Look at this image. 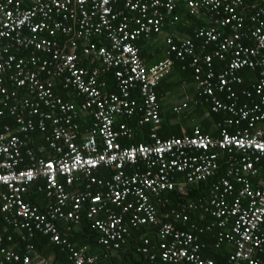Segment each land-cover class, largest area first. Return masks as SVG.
Segmentation results:
<instances>
[{
    "label": "built area",
    "instance_id": "obj_1",
    "mask_svg": "<svg viewBox=\"0 0 264 264\" xmlns=\"http://www.w3.org/2000/svg\"><path fill=\"white\" fill-rule=\"evenodd\" d=\"M180 7L191 16L203 15L208 24L194 39L168 37L166 57L146 66L136 42L160 32L169 18V24L177 23ZM173 58H190L200 95L212 98L214 112L231 114L218 138L198 128L190 135L158 137L156 89L170 74ZM214 59L225 63L221 72L214 71ZM247 69L257 71L256 82L242 91L246 101L238 104L232 86L244 82L240 73ZM107 73L113 74L117 93L104 91L100 77ZM216 90L232 101L217 100ZM135 115L138 127L151 126L150 142L123 145L133 131L117 120ZM6 116L13 121L0 128V212L21 239L37 232L66 250L71 264H107L109 251L125 243L129 228L146 226L155 229L164 263L215 264L200 257L204 245L192 232L194 225L174 226L187 224L197 205L172 210L166 215L171 220L160 221L151 198L161 202L159 197L178 185L177 175L194 185L215 178L225 164V176L211 186L209 205L198 207L213 218L206 229H219L215 246L232 244L227 264L261 263L264 0H0V123ZM33 133L43 137L38 154L29 145ZM101 167L111 172L109 179L95 176ZM252 178H258L257 185ZM82 179L85 190H75ZM39 180L43 212L24 200L28 186ZM233 183L239 190L228 202ZM94 185L100 190L92 193ZM86 202L85 216L104 247L100 259L68 238ZM148 244L143 238L138 251L149 254ZM25 248L24 256L1 248L0 264H49L33 263V246Z\"/></svg>",
    "mask_w": 264,
    "mask_h": 264
},
{
    "label": "trees",
    "instance_id": "obj_2",
    "mask_svg": "<svg viewBox=\"0 0 264 264\" xmlns=\"http://www.w3.org/2000/svg\"><path fill=\"white\" fill-rule=\"evenodd\" d=\"M121 7L120 3L118 5ZM185 14H182V13ZM128 14V12H126ZM132 14V13H131ZM130 14V15H131ZM175 14L178 15L179 21L181 24L189 26L191 28V31L189 34L193 37L195 35V31L198 30V28L202 26H206L208 23L205 20V17L203 16H191L187 12L184 11L183 7H180L179 10L175 11ZM182 15V16H181ZM170 19V18H169ZM169 19L166 21L164 25H169ZM163 25V27H164ZM162 27V28H163ZM161 28V29H162ZM193 29H195L193 31ZM155 35V34H153ZM152 35V36H153ZM149 39L140 38L136 42V46H140L141 44H146ZM196 44L199 46L200 41L196 42ZM141 56V55H140ZM173 57V56H172ZM174 59V58H173ZM189 61L190 58H187L184 61L175 60L174 64L177 62L179 63L178 67L181 66L182 69L187 70L189 69L192 73L193 79L195 78L193 70L189 67ZM173 64V66H174ZM225 63L223 61H219L218 59L213 60V68L216 73L221 72L224 68ZM240 75L244 78V82L236 85L235 89L241 92L246 89L250 88L253 84L256 82L257 78V71L256 70H244L240 73ZM113 74L107 73L105 75H102L100 77V80L105 81V85L107 87V91L117 93V89L115 88L112 83ZM195 80V79H194ZM115 82V81H114ZM105 91V89H104ZM241 92L239 94H241ZM59 95L65 97V95L62 92H58ZM133 97H137V92H134L131 94ZM240 99L246 100L244 97H241ZM161 116V115H160ZM212 116V122L213 124L219 126V131H221L222 128H224V121L226 120V116L223 115V112L217 113V114H211ZM139 119V116L135 115V117H132L131 121H127L128 126L131 128H134V131L136 132V137L134 139L130 140L129 143H148L149 140V134L151 130V126L147 125L144 127L148 128V137L147 140H141L140 137L142 135L139 134L140 128H138L137 121ZM12 119L8 116L3 117L1 119L0 128L4 124H12ZM77 122L81 125V127H84L86 125V121L83 119H77ZM143 127V128H144ZM139 129V130H138ZM161 132L163 131V124L160 128ZM229 130V129H228ZM158 135L161 139H166L167 136H175V137H181L182 135L179 134H168L167 136H164L161 134ZM203 134L208 135V132L205 130L201 131ZM143 134V133H141ZM140 135V136H139ZM190 135V134H189ZM135 136V135H134ZM32 138V141H34V144L31 146L32 149L36 150L37 146L42 142L41 135L39 133H33L30 135ZM127 139H122L121 143L123 145H129ZM34 146V147H33ZM258 166H261V173L264 175V157L262 160L258 163ZM227 166L225 164H221L220 168L218 170V177L223 175V171H226ZM95 176L98 178L103 179H109L111 176V172H109L106 168H99L95 172ZM216 181V179H210L206 182L199 183V187L197 188H177L173 192L168 193L167 195H164L161 199V202H157L156 199H152L151 201L155 204L157 211H158V219L160 221H168L171 220L170 218H166V215L169 214L172 210H179L182 208V206H186L190 203H196L197 208L194 209L189 213V222L184 225H178L179 229L183 230H189L190 225H194V229H192V232L197 236L200 243H203L204 248L200 252V257L202 259L211 260L215 264H227L228 257L233 252V246L231 243L223 242L219 247H216V241H217V233L219 229L216 227H212L210 230H207L206 228L211 225L213 222V218L209 215L203 212L202 209H200L198 206V201L205 202L209 188L212 186L213 182ZM43 181L39 180L37 182L32 183L28 186L27 192L24 195V200L29 202L30 204L37 206L40 211H44L46 209V198L44 194L38 190L39 186H42ZM85 186L86 183L84 181L80 180L78 183H76L73 188L74 189H80V191L83 190L81 186ZM239 186V185H238ZM77 189V190H78ZM79 191V190H78ZM41 202V205L39 203ZM1 206V201H0ZM89 204L86 202L82 206V210L80 213V219L78 224L73 230L72 226H70V231L68 234V238L71 242L75 243L76 249H82L87 248L86 252L88 254L96 255L99 259L104 252V247L101 245H98L97 240L99 237V233L93 228V223L89 219L86 218V210L88 208ZM113 208V207H112ZM114 211L119 213L120 211L118 208H113ZM124 221H127L129 218V214L123 215ZM59 224V223H58ZM64 228V227H63ZM3 229V232H2ZM5 229V231H4ZM0 235L3 236L2 242H0V250L1 248L9 249L11 244H16V246H19V249L17 250L19 253H23L25 247L27 245H32L33 248L38 252L42 254L41 256H52L53 262L51 264H71L68 261V254L67 251L64 250L61 246L55 245L54 243L49 242V239L47 236L42 235L40 233L35 232L33 237L29 241H21L20 235L18 232L10 226L6 222L5 215L1 214L0 212ZM10 238V240H8ZM143 238L149 239V254L141 253L139 250L140 247L143 246ZM13 246V245H12ZM16 248V247H15ZM21 251V252H20ZM101 251V252H100ZM115 253V254H114ZM1 256V253H0ZM40 256V255H39ZM48 256V257H49ZM153 256V259L151 258ZM261 263L264 264V256H260ZM107 264H166L161 260L160 257V251L157 247V237L155 234V229H150L146 226L138 227V228H129L127 231V234L125 235V243L121 245V247L117 250H111L109 251V258L107 259Z\"/></svg>",
    "mask_w": 264,
    "mask_h": 264
},
{
    "label": "crops",
    "instance_id": "obj_3",
    "mask_svg": "<svg viewBox=\"0 0 264 264\" xmlns=\"http://www.w3.org/2000/svg\"><path fill=\"white\" fill-rule=\"evenodd\" d=\"M182 14H185V13L183 12ZM194 30L195 29H193V31ZM190 31H191V28H189V26L181 24L180 22H177L174 24H169V25H164V27L160 30V32L151 36L150 40H148V42L146 44H141L140 46H138L143 63L146 66H151V65L157 63L158 61H160L161 59H163L164 57H166V55H167L166 39L170 36L174 37L175 39H177V38L178 39H186V38L194 39L193 35L191 36L189 34ZM178 64L179 63H177V62L174 64L170 74L167 75L166 77H164L160 81V83L156 89L159 111H160V115H161V123H160V126L158 127L156 133L160 134V132H161L160 128H161V125L163 124V131L161 132V134L162 135L164 134L165 136H167L168 134L189 135L192 133V131L195 128H198L200 131H202V130L207 131L209 136L214 137V138H218L220 135V131L218 133V130L220 129L219 128L220 125L217 126V125L213 124L211 114H217V113H220L222 111L216 113L211 109L212 108V100H211L212 98L209 96L200 95V91L198 90L196 82L193 79L191 71L189 69L184 70L181 68V66L178 67L179 66ZM112 83H113L114 91H115V88L117 89V87H116L113 79H112ZM235 86H236V84L232 86V91L234 92L235 97H236V101L239 104V102H244V100L240 99L241 97H244V96L242 95L241 90H240L241 94H239L240 92L235 89ZM105 92H107V93L109 92V91H107V87H105ZM226 97H227L226 92H219L218 90L215 91V98L217 100H220L223 103L229 104L232 100L228 101ZM175 108H179V110L176 112L174 110ZM223 115L226 116V120L224 121V125H225L227 119L231 118V114H229L227 112H223ZM127 121H131V120H127V119H118L117 120L118 123L125 122L126 124L128 123ZM145 126H147V125H145ZM143 127H141L140 130L138 129L139 134L142 135V137H140V139L142 141L147 140V137H148V128L147 127L143 128ZM227 129H229V131L233 130L232 127H227ZM141 133H143V134H141ZM134 135H135L134 137H136V132ZM134 137H133V139H134ZM169 137H172V136H167V138H169ZM41 138H42V142L37 146V149L36 150L32 149L35 152V154H38L39 146L44 144L43 137L41 136ZM127 142H128V144H130L129 142H131V141L129 140ZM33 144H34V141H32V143H30L29 145L32 146ZM46 155H47V153H46ZM221 163H223V161ZM225 174H226V171H223V175L218 177V172H217L216 177L213 179L217 180L218 178L225 176ZM261 175H262V173L260 172V176ZM258 178H252L251 179V182L253 183L254 186L257 185ZM82 180L84 181V183H86L85 179H82ZM175 181L178 184L175 189H177V188H189V187L197 188L200 185L199 183L194 184V185L184 184L183 183L184 177L182 175H177L175 177ZM205 182L207 183V181H205ZM78 185H80V184H78ZM80 186H81V188H83V190H85L86 185L85 186L80 185ZM233 186H234V191H233L232 195L228 197V202H230L232 200V197H234V195H236L237 191L239 190L238 184L233 183ZM0 189L2 190V188H0ZM77 189H75V190H77ZM78 190L80 191V189H78ZM99 190L100 189L97 188L95 185L91 187L92 193L97 192ZM173 191H171V192H173ZM168 193H170V192H168ZM168 193H164L159 198L162 199L163 196L167 195ZM210 195H211V187L209 188V192H208L206 201L201 202L199 200L197 204L198 205L203 204L204 206L209 205L208 203L210 200ZM152 199H155V198H152ZM193 204H196V203H193ZM39 205H41V202L39 203ZM180 224L184 225L182 223H174V226L177 229H179L178 225H180ZM71 226H72V230H73L77 225H71ZM72 230H70V231H72ZM181 230H183V229H181ZM4 231H5V229H4ZM2 232H3V229H2ZM2 238H3V236L0 235V242H2ZM69 238H70V236H69ZM29 240L30 239H21V241H26V242ZM73 244L75 246V243H73ZM10 246L11 247L9 249H11L12 251H14L15 253H18V254H22V253H19L17 251L19 249V246H16V244H14V243L11 244ZM37 252H38V250L36 251L34 249L33 256H35V257L32 259L33 263L35 261H42V260H43V262L47 261V263H49V264H51L53 262L52 256L47 255V257L46 256L43 257V256H41L42 255L41 253L39 254L40 255L39 256L37 254ZM102 255H103V253H102ZM0 258H1V256H0ZM108 258H109V254H108ZM34 264H38V263H34Z\"/></svg>",
    "mask_w": 264,
    "mask_h": 264
},
{
    "label": "bare ground",
    "instance_id": "obj_4",
    "mask_svg": "<svg viewBox=\"0 0 264 264\" xmlns=\"http://www.w3.org/2000/svg\"><path fill=\"white\" fill-rule=\"evenodd\" d=\"M198 16V15H197ZM200 16H203V15H200ZM204 17V16H203ZM205 20H206V17H205ZM205 26V25H204ZM195 42H197V40H194ZM175 60L176 59H174V62H175ZM129 127V126H128ZM129 128H131V127H129ZM138 128H141V127H138ZM132 129V131H133V136H132V138L131 139H127V140H132L133 139V137H134V134H135V131H134V128H131ZM130 144H135V143H130ZM129 144V145H130ZM26 253V248L24 249V252L22 253V254H20L21 256H24V254ZM32 257H33V254L31 255ZM19 262H15L14 264H18Z\"/></svg>",
    "mask_w": 264,
    "mask_h": 264
}]
</instances>
